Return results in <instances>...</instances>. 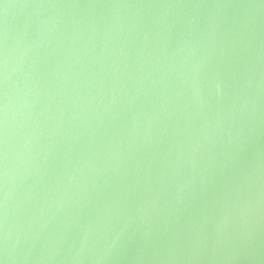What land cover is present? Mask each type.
<instances>
[{
  "label": "water",
  "instance_id": "obj_1",
  "mask_svg": "<svg viewBox=\"0 0 264 264\" xmlns=\"http://www.w3.org/2000/svg\"><path fill=\"white\" fill-rule=\"evenodd\" d=\"M0 264H264V0H0Z\"/></svg>",
  "mask_w": 264,
  "mask_h": 264
}]
</instances>
